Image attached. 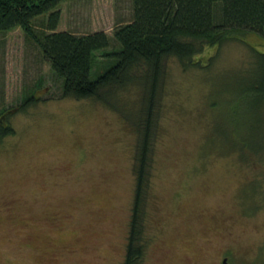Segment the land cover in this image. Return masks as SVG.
<instances>
[{"label": "rangeland", "instance_id": "rangeland-1", "mask_svg": "<svg viewBox=\"0 0 264 264\" xmlns=\"http://www.w3.org/2000/svg\"><path fill=\"white\" fill-rule=\"evenodd\" d=\"M132 1L55 7L56 30L107 33L91 77L113 62L103 53L118 48L114 32L132 19ZM46 16L32 21L38 37L50 32ZM204 51L201 65L165 63L143 264H215L223 245L255 248L264 240V150L244 158L220 134H260L230 131L221 117L234 100L245 119L256 116L242 87L264 38L251 32ZM61 88L34 38L19 26L0 30V111L11 110L4 121L12 130L0 139V264H123L137 130L93 98L62 97ZM32 92L39 100L21 105ZM137 94L133 87L125 97Z\"/></svg>", "mask_w": 264, "mask_h": 264}, {"label": "trees", "instance_id": "trees-1", "mask_svg": "<svg viewBox=\"0 0 264 264\" xmlns=\"http://www.w3.org/2000/svg\"><path fill=\"white\" fill-rule=\"evenodd\" d=\"M61 1L0 0V30L19 26L34 38L51 70L61 80L62 97L75 100L93 98L136 128L132 168L134 189L122 261L123 264H143L150 241L147 222L158 132L156 114L166 75L165 63L168 58H177L181 67L186 69L203 64L201 55L207 45L218 46L229 39L239 40L240 36L246 37L251 32L264 38V0H133L132 19L119 25L114 32L118 48L103 53L112 55L113 62L95 78L91 77L90 69L96 52L106 48L110 39L102 30L83 35L56 30L60 14L55 7ZM42 14H47L46 28L50 32L38 37L32 29V21ZM255 55V74L242 89L251 93L249 107L251 115L256 116L245 119L240 110L242 101L233 99L230 111L221 117L222 121L219 120L230 131L243 130L244 127L259 129L256 139L251 135L220 133L229 145L242 149L240 154L244 158L248 157L247 150L254 155L264 150V52ZM133 87L139 94L130 101L125 96ZM31 100H39L34 92L24 96L21 105ZM9 110H1L0 119H5ZM11 132V128L0 120V139ZM255 186L261 187L262 184L255 182Z\"/></svg>", "mask_w": 264, "mask_h": 264}, {"label": "flooded vegetation", "instance_id": "flooded-vegetation-1", "mask_svg": "<svg viewBox=\"0 0 264 264\" xmlns=\"http://www.w3.org/2000/svg\"><path fill=\"white\" fill-rule=\"evenodd\" d=\"M5 124L4 118L0 119ZM215 264H264V240L259 247L235 248L227 244L219 248Z\"/></svg>", "mask_w": 264, "mask_h": 264}]
</instances>
